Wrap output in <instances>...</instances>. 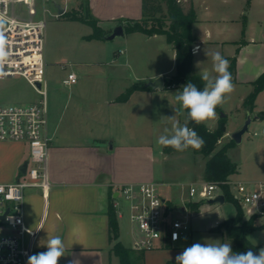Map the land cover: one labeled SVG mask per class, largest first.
Segmentation results:
<instances>
[{
	"label": "crops",
	"instance_id": "0c3cea01",
	"mask_svg": "<svg viewBox=\"0 0 264 264\" xmlns=\"http://www.w3.org/2000/svg\"><path fill=\"white\" fill-rule=\"evenodd\" d=\"M53 1L57 4L61 1L65 5L73 2V9H78L82 1L88 2L92 16L105 31L119 25L118 21L142 17V0ZM180 3L185 12L191 7L195 11L192 34L194 47H198L199 51H193L194 73L200 76L202 72L216 75L211 56H206L205 52H219L228 59L229 65L230 59L235 58L236 69L232 76L235 90L220 108L223 110L224 105L232 102L234 109L236 102V109L240 110L238 108H243L245 98L254 89L252 82L264 72V0H180ZM67 21L72 25L70 28L78 29L77 25H86L79 21ZM107 23L109 25L104 28L103 25ZM91 33L92 29L79 41L95 47L91 54L93 62L81 64L93 68L79 67L76 71H66L65 59L60 62L61 59L52 58L54 64L59 62L66 72L51 69L46 84V135L50 140L47 173L50 188L45 193L38 189L36 193L25 194L24 199L26 227L36 234L33 254L46 251L43 244L48 234L58 235L65 244V255L60 258L59 264H73L74 261L77 264H121L110 241L109 209L112 206L118 220V240L130 250L132 264H175V257L192 245L191 229L173 245L146 251L133 249L136 228L130 222L126 206L116 188L126 184L155 183L172 208L171 217L190 219L183 213L191 211L188 204L197 201L189 197V188L205 182L206 159L202 157L205 161L198 178L187 182L177 181L162 168V162L167 161L171 154L185 151L173 149L166 152V147L157 144L164 110L174 111V108L180 107L174 99L180 88L139 90L133 92L126 102L117 101L125 89L136 82L162 77L165 83L175 74L176 52L165 36H147L136 32L125 33L121 37L123 47L112 55L109 47L96 46L106 40L88 39ZM103 60H107L106 64L111 70L99 68ZM70 73L77 75L76 84L64 83ZM229 113H225L226 133L219 140L221 145L231 140L230 134L239 130L246 118L243 114L240 121L230 127ZM260 113H264V89L255 100L252 117ZM220 119L218 114L216 120L203 124L214 131ZM254 121L264 123V118H255ZM248 142L261 165L253 166L239 181L233 175L232 185L243 183L253 187L264 182V137ZM8 145L11 148L0 162V168L7 169L10 175L1 179L2 182H13L25 162L26 146L20 143ZM234 147L228 150L232 162L230 150ZM178 187L179 191H175ZM116 202L120 203L119 208L115 207ZM225 203L208 204L214 207L215 216L205 232L218 237L220 243L229 242L234 252V242L228 234L212 231L227 219L222 208ZM182 207L185 209L182 210ZM246 210L244 219L248 220L250 214ZM118 211L123 213L122 216ZM200 212L199 208L197 214ZM233 212L231 217L236 214L235 210ZM256 221L258 226H264V214ZM257 232H264V228L248 234L247 239L260 250L262 243L249 239Z\"/></svg>",
	"mask_w": 264,
	"mask_h": 264
},
{
	"label": "built area",
	"instance_id": "2783aa9c",
	"mask_svg": "<svg viewBox=\"0 0 264 264\" xmlns=\"http://www.w3.org/2000/svg\"><path fill=\"white\" fill-rule=\"evenodd\" d=\"M39 0H0V47L7 57L0 63V78L21 76L42 96L38 103L29 105L0 104V142L20 143L29 151L26 173L20 171L13 182L0 179V264H27L33 255L36 234L25 223L24 199L28 188L47 192L50 188L47 164L50 140L46 135L48 125L47 89L44 80V49L46 20L33 19L38 15L35 7ZM27 8L28 19L23 8ZM59 18V14H53ZM2 23L5 26L2 27ZM196 47H193V50ZM75 73L68 74L64 83L76 84ZM40 83V88L36 86ZM254 135H257L255 132ZM264 137V126L261 130ZM125 203L130 222L136 228L133 249L146 251L173 245L189 230L188 219L171 217L172 208L159 192L155 183L126 184L116 188ZM238 200L251 214H264V182L249 187L237 183ZM222 190L219 184L203 182L189 188V197L213 199ZM119 202L115 207L119 208ZM122 216V212L118 211Z\"/></svg>",
	"mask_w": 264,
	"mask_h": 264
},
{
	"label": "rangeland",
	"instance_id": "374dc122",
	"mask_svg": "<svg viewBox=\"0 0 264 264\" xmlns=\"http://www.w3.org/2000/svg\"><path fill=\"white\" fill-rule=\"evenodd\" d=\"M60 1V0H59ZM53 0H39L36 7L35 12L38 15L34 16L33 19H44V10L46 11L45 20H46V28H45V49H44V60L46 64V74L44 76V80L47 84V79L50 78V71L51 69L54 71L61 70L62 72L76 71L81 68H93L94 66H82L81 64H87L89 62H93L92 55L95 47L93 45H87L86 42L79 41L80 37L87 34L91 31V28L88 25H77L78 29L70 28V25L67 21L68 19L65 16H61L59 18L53 17V14H58V9L55 6ZM62 4V7L65 8L66 12L71 10H76L71 8L74 3H63L60 1L59 5ZM164 14L166 15V22L168 20L167 9L164 2H161ZM181 4V3H180ZM79 8V7H78ZM24 15H20L22 19H28L26 16L27 8H23ZM118 21V20H117ZM119 22V21H118ZM68 24V25H67ZM99 24V22H98ZM106 25L109 23L104 24L103 27L105 28ZM100 26V25H99ZM111 30L106 31V33H111ZM100 48V46H107L109 47V52L113 55L114 53H118L119 50L123 47V41L121 37L116 38L113 41H103V43H99L96 45ZM103 52V50L101 51ZM52 58L55 59H65L66 71L61 69L60 63L57 62L54 64ZM107 60H103L102 64L99 66L100 69L104 71H109L111 68L109 65L106 64ZM131 80V77L129 78ZM48 93V88H47ZM42 96L39 95L33 87L21 76H14V77H6L0 78V104L6 105H29L33 103H38L41 100ZM167 101V99L165 98ZM164 101V98L162 99ZM236 102L234 109L232 108V102L230 105L227 103L224 105L223 110L220 108V111L217 110L219 116L222 118L225 113H229V109H233L229 113L230 121L229 126L234 127L237 122L240 121V118L243 114L244 117L246 116V109L238 108L236 109ZM179 111L176 113L172 110L165 109L164 110V121L161 122V132L160 135H168L171 133L173 121L169 120L167 117H171L175 115V120L179 122L180 125H184L186 121V115L183 109L178 108ZM246 120V118H245ZM244 120V122H245ZM264 126L263 121H254L248 130L245 133L244 140L240 144L234 145L235 147L230 150V156L235 163H237V173L234 175V179L239 181L242 179L244 174L247 171H250L253 166H260L261 161L253 155L251 152V143L248 140H258L261 136V130ZM257 135H254V133ZM251 138V139H250ZM8 144L0 142V162L5 159L7 156L8 150L11 148ZM16 144V143H15ZM223 146L218 143L217 148ZM250 147V148H249ZM193 151L195 153H193ZM200 154L196 153V149L189 148L187 151L181 154H171L168 156L167 161L162 162V168L168 172V174L177 181H192L194 178H198L202 169V164H204L205 159L202 158ZM24 159H29V151L28 148H24ZM10 174L8 170L5 168H0V179L8 177ZM192 178V179H191ZM250 187V186H249ZM251 188V187H250ZM175 191H179V187L174 189ZM38 192L37 188H28L25 191L26 195ZM40 192V191H39ZM231 192L235 197H238L237 192V183L231 184ZM28 197V196H27ZM238 199V198H237ZM197 202L204 201L199 196L193 198ZM239 201V200H238ZM240 203V202H239ZM241 204V203H240ZM125 205V203H124ZM242 206V205H241ZM223 211L228 219V217L233 216V210L236 211V207L234 203L231 201H227L225 205L222 207ZM245 211V208H243ZM214 207L209 206L208 204H201L200 206V213L197 212L186 211L183 214L190 217V233L193 234V237L190 239V244L193 243H220L218 237L213 234L206 233L205 231L208 230V227L211 225V222L215 216ZM262 213H254L250 215V218L256 216V219L259 218ZM183 219V218H182ZM257 224V221H256ZM251 241H259L262 243V247L264 248V232H257L249 237Z\"/></svg>",
	"mask_w": 264,
	"mask_h": 264
},
{
	"label": "trees",
	"instance_id": "16d2710c",
	"mask_svg": "<svg viewBox=\"0 0 264 264\" xmlns=\"http://www.w3.org/2000/svg\"><path fill=\"white\" fill-rule=\"evenodd\" d=\"M161 2H164L167 9V17ZM68 20L79 21L88 25L92 29V33L88 39H102L108 34L103 30L98 20L95 19L88 5V2L82 1L79 8L65 12L63 15ZM60 16V17H61ZM195 22V11L191 7L187 12L184 11L180 4V0H142V17L140 19H126L119 21V24L124 26L125 33H143L147 36L163 35L166 37L176 52V68L175 74L165 82V88H180L188 82L195 83L198 87H203V82L200 75L195 74L193 70V47L195 39L192 34V25ZM236 69V59H230L229 71L232 76ZM144 82H136L125 89V91L117 98L118 102H126L130 95L139 90H149L143 85ZM254 89L245 98L243 106L251 113L254 112L255 100L258 94L264 89V72L252 82ZM216 110L220 111V106ZM187 116L186 111L184 110ZM258 117L263 119L264 113L258 114ZM189 128L194 129L200 137L203 138L204 144L200 149H196V153L206 159L204 168V180L206 182H214L219 184L222 194L226 201H231L236 207L234 217L228 218L219 223L213 232L226 233L234 242V252H245L251 249L254 252L259 251V247L251 244L247 235L264 228L256 224V216L244 219V211L238 199L231 192V177L237 173V165L228 157L229 148L233 147L235 142L230 140L228 143L221 146L217 145L219 140L226 133V116L219 120L218 127L214 131H210L203 123L196 124L192 121L187 122ZM173 150L171 147H166L165 151ZM204 201L189 203L188 207L193 212H199L201 204ZM171 208V207H170ZM109 226H110V241L113 244V251L119 257L121 264H132L130 258V250L126 249L119 242V226L117 215L114 208L109 209ZM172 264V263H170Z\"/></svg>",
	"mask_w": 264,
	"mask_h": 264
},
{
	"label": "clouds",
	"instance_id": "9594fccd",
	"mask_svg": "<svg viewBox=\"0 0 264 264\" xmlns=\"http://www.w3.org/2000/svg\"><path fill=\"white\" fill-rule=\"evenodd\" d=\"M199 48L194 49V53ZM211 56L215 76L208 72H202L200 79L203 87L188 82L181 86L175 93L174 99L180 109L186 111V121L180 125L175 120V115L167 117L173 121L171 133L160 135L157 144L171 147L177 152L186 151L188 148L200 149L204 140L198 133L187 126L188 121L196 124L216 120L217 106L227 102L231 93L235 90L232 74L229 71V61L219 52L208 53ZM7 57V52L0 47V63ZM199 65V62H198ZM179 109L174 108L176 113ZM183 185H181L182 187ZM46 251L33 254L28 257L27 264H59L61 257L65 255V244L60 236L53 235L44 241ZM77 264V262H73ZM175 264H264V248L257 252L251 249L245 252H233L231 244L225 243H193L175 257Z\"/></svg>",
	"mask_w": 264,
	"mask_h": 264
},
{
	"label": "water",
	"instance_id": "95a60500",
	"mask_svg": "<svg viewBox=\"0 0 264 264\" xmlns=\"http://www.w3.org/2000/svg\"><path fill=\"white\" fill-rule=\"evenodd\" d=\"M55 6L58 9L59 16L63 15L66 12L65 8L62 7L61 5L55 4ZM1 26L4 27L5 23H2ZM124 35H125L124 26L122 24H119L112 29L111 33L104 35L102 39H104L106 41H113L118 37H123ZM143 85L147 88L154 89V90H157V89L163 90L165 87V83H164V80L162 77H158L152 81L144 82ZM36 86L38 88H40L41 85H40V83H37ZM245 113H246V120H245L243 126L239 130L230 134V139L233 142H235V144H240L242 142L243 135L248 132L249 126L253 122V119H255V118L259 119L258 116L252 117V113L248 110H246ZM27 165H28V162L25 161L23 163V165L21 166L20 172L22 174L26 173ZM225 201H226L225 196L223 194H219L218 196H216L213 199L205 200V203L209 204V205H217V204L222 205L225 203ZM181 209L184 210L185 208L182 207Z\"/></svg>",
	"mask_w": 264,
	"mask_h": 264
}]
</instances>
